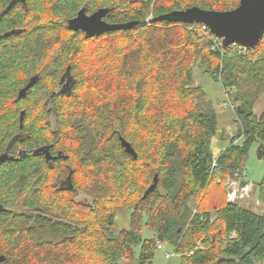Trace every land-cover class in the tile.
I'll use <instances>...</instances> for the list:
<instances>
[{"label":"trees","instance_id":"trees-1","mask_svg":"<svg viewBox=\"0 0 264 264\" xmlns=\"http://www.w3.org/2000/svg\"><path fill=\"white\" fill-rule=\"evenodd\" d=\"M8 2L0 0V14ZM239 2L97 0L93 10L110 6V22L139 24L95 38L71 31L67 20L53 25L61 18L55 4L34 16L24 7L15 18L8 12L13 20L0 29V158L11 151L15 159L0 161V264H153L159 244L172 246L180 264H264V213L227 195V179L244 170L254 143L264 144V112L238 103L244 139L215 157L218 114L192 71L201 64L221 76L233 101L246 77L264 88V37L246 55L231 45L223 58L186 24L147 22ZM31 17L41 27L12 29ZM47 149L62 156L47 161ZM120 211L130 212L131 227L114 234ZM144 226L155 237L144 238Z\"/></svg>","mask_w":264,"mask_h":264},{"label":"water","instance_id":"water-1","mask_svg":"<svg viewBox=\"0 0 264 264\" xmlns=\"http://www.w3.org/2000/svg\"><path fill=\"white\" fill-rule=\"evenodd\" d=\"M25 2V0H21ZM108 9H99L94 14L88 16L85 10H81L77 17L69 21V29L74 32H84L90 38L100 37L109 32L130 30L136 27L137 21L124 23H108L104 18L108 15ZM153 22L180 23L186 25L201 24L206 26L213 35L221 38L223 47L228 48L233 44L240 45L248 50H254L263 40L264 37V0H240L239 5L229 11L207 10L198 6L190 7L185 10H174L169 13L157 16ZM39 77L36 75L31 78L30 82L19 91L17 99H23L31 88L38 82ZM239 109V108H238ZM23 113L22 118L23 119ZM121 145L125 152L138 159V154L132 144L123 137H120ZM49 148V147H48ZM47 158L52 156L49 153ZM264 144L260 145L259 157L263 158ZM62 155L54 157L57 159ZM7 154L1 158V162L7 160ZM246 181H242L240 186H244ZM155 184L150 188L152 191ZM4 208L0 204V211ZM4 260L0 257V262Z\"/></svg>","mask_w":264,"mask_h":264},{"label":"rangeland","instance_id":"rangeland-1","mask_svg":"<svg viewBox=\"0 0 264 264\" xmlns=\"http://www.w3.org/2000/svg\"><path fill=\"white\" fill-rule=\"evenodd\" d=\"M245 69L249 70L247 66H245ZM206 70L207 66H202L201 64L194 65L192 69L193 81L195 86H200L207 92L216 107L218 114V127L217 134L213 138L211 145L214 156L219 157L223 151L229 148L233 137L239 133V130L242 127L237 121V115L235 112L229 108H223L225 101L228 100L223 84L220 80L216 81L211 75L206 73ZM235 90L236 95L234 97V103H236V106H238V103L245 104L247 108L249 105H252L255 115L257 116H260L264 112V88L262 87L259 89L254 80L250 78L247 79V77L244 80L242 79V81L235 87ZM243 139L244 138L241 139L240 144ZM260 145L261 144L257 142L252 145L243 167L246 171L247 180L254 183L257 190L253 193V196H251L250 199H247V202L243 203L240 201V203L253 209L259 214H263L264 197H262L260 189L264 188V158L259 157ZM84 198L85 196L83 194H79L77 200H83ZM130 227V212L120 211L116 216L112 232L117 234L121 230L130 229ZM142 235L144 238H152L155 237V232L144 226ZM167 253L171 255L174 254L172 246L165 244L164 249H156L153 264H180V258L178 256L174 255L168 259L166 258ZM121 264H127L126 260L122 259ZM133 264H137V261Z\"/></svg>","mask_w":264,"mask_h":264},{"label":"built area","instance_id":"built-area-1","mask_svg":"<svg viewBox=\"0 0 264 264\" xmlns=\"http://www.w3.org/2000/svg\"><path fill=\"white\" fill-rule=\"evenodd\" d=\"M153 20V16L150 15L147 19L148 23H151ZM195 24L193 25H188L190 30L196 31L199 36L207 38L211 45H212V49L214 50V52L219 53L223 58H225L227 56V49L229 48H224L223 47V41L221 38L216 37L215 35H213L211 33V31L203 25V27L201 29H197L194 27ZM236 45L237 44H233V50L237 51L238 55H246L248 49L244 48L242 46L239 45V48L236 49ZM231 46V47H232ZM221 76H220V80H221ZM226 94H227V99L223 105V108H229L232 111H236V105L234 104L233 101V93L225 90ZM241 124V129H242V133L239 136H235L232 140L231 146L237 145L241 142V139L244 138V130H243V125L242 122H240ZM219 167V162H218V158H215L213 163H212V169H215ZM242 181H246V184L244 186H240V183ZM227 189H228V201L232 202V203H240V201H242L243 203L247 202V199H250L251 196H253V193L256 192L257 187L255 186L254 183L250 182L247 180V175H246V171L242 170V171H237L234 172L232 174V177H229L227 179ZM264 189V188H263ZM244 205V204H243ZM233 237H236V234L233 235ZM199 246L201 248H203L202 244H199ZM158 247L160 249L163 248L162 244H159ZM172 257L171 254H166V258H170Z\"/></svg>","mask_w":264,"mask_h":264},{"label":"flooded vegetation","instance_id":"flooded-vegetation-1","mask_svg":"<svg viewBox=\"0 0 264 264\" xmlns=\"http://www.w3.org/2000/svg\"><path fill=\"white\" fill-rule=\"evenodd\" d=\"M1 1H4V0H1ZM96 2H97V0H72V3H70L69 0H25V2H22L21 0H9V2L6 5V10L0 14V29H1V27L5 26L4 22H3V19H5L6 17L7 18L11 17L10 19L13 20V17L15 18V15H14L15 8L24 7L27 10L26 12H29V13L32 14V16H34L36 12L37 13L43 12L44 9H45V5L46 4H50L51 7L54 6V4H55V7L53 8L54 11H57V12L60 13V16H61L60 20L58 19L59 17L57 18L58 20L57 19L53 20L52 21L53 25H56V24L62 25L67 20L68 28H69V21L71 19L77 17L81 10H85L86 14L88 16H90V15L94 14L95 12H97L99 9H102V8H107L108 11H109L108 15L104 18V21H106L108 23H112V22H110L108 20V16H109L110 10H111L110 6H105V7L93 10L94 8H97L96 7L97 6ZM9 11H13V13H12L13 17H12V15H8ZM73 13H75V15L73 17H69ZM55 17H57V16H55ZM30 20H31V22L28 25H25V23L16 25L15 23H13L12 24V29L13 30L14 29H16V30H24V29H29L30 27H33V26L41 27L40 25H38L36 23V21H32V17H31ZM79 32H81V31H79ZM81 33H84V32H81ZM0 38H1V35H0ZM44 153H45L47 161L55 160L54 157H56V156L51 154L52 157L50 159H48L47 158L48 152L44 151ZM6 154L8 156L6 161H10L12 159L13 160L15 159V154L12 153L11 151L6 153Z\"/></svg>","mask_w":264,"mask_h":264},{"label":"bare ground","instance_id":"bare-ground-1","mask_svg":"<svg viewBox=\"0 0 264 264\" xmlns=\"http://www.w3.org/2000/svg\"><path fill=\"white\" fill-rule=\"evenodd\" d=\"M213 50V49H212ZM214 51V50H213Z\"/></svg>","mask_w":264,"mask_h":264}]
</instances>
